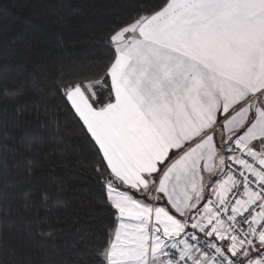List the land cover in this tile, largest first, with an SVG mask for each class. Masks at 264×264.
I'll return each instance as SVG.
<instances>
[{
    "label": "snow or ice",
    "instance_id": "6c2138e0",
    "mask_svg": "<svg viewBox=\"0 0 264 264\" xmlns=\"http://www.w3.org/2000/svg\"><path fill=\"white\" fill-rule=\"evenodd\" d=\"M103 46L59 84L112 212L99 264H264V0H162Z\"/></svg>",
    "mask_w": 264,
    "mask_h": 264
},
{
    "label": "trees",
    "instance_id": "16d2710c",
    "mask_svg": "<svg viewBox=\"0 0 264 264\" xmlns=\"http://www.w3.org/2000/svg\"><path fill=\"white\" fill-rule=\"evenodd\" d=\"M160 3L0 0V264H99L112 212L97 147L59 84L62 74L105 66L113 23ZM26 197L40 224L27 223Z\"/></svg>",
    "mask_w": 264,
    "mask_h": 264
}]
</instances>
